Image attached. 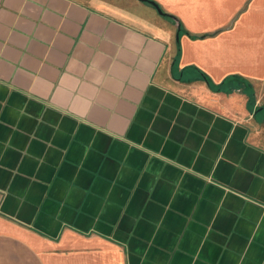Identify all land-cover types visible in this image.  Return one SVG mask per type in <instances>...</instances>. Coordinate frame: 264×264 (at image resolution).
<instances>
[{
	"label": "crops",
	"instance_id": "1",
	"mask_svg": "<svg viewBox=\"0 0 264 264\" xmlns=\"http://www.w3.org/2000/svg\"><path fill=\"white\" fill-rule=\"evenodd\" d=\"M0 0V264H264V0Z\"/></svg>",
	"mask_w": 264,
	"mask_h": 264
},
{
	"label": "water",
	"instance_id": "2",
	"mask_svg": "<svg viewBox=\"0 0 264 264\" xmlns=\"http://www.w3.org/2000/svg\"><path fill=\"white\" fill-rule=\"evenodd\" d=\"M139 1H144V2L151 4L152 6L156 8V10L158 11L160 15H164L163 11L160 9V7L156 3L151 2V1L149 2L148 0H139Z\"/></svg>",
	"mask_w": 264,
	"mask_h": 264
},
{
	"label": "trees",
	"instance_id": "3",
	"mask_svg": "<svg viewBox=\"0 0 264 264\" xmlns=\"http://www.w3.org/2000/svg\"><path fill=\"white\" fill-rule=\"evenodd\" d=\"M149 1V0H148ZM150 2V1H149ZM151 2H153V1H151ZM165 16H168V15H166V14H164Z\"/></svg>",
	"mask_w": 264,
	"mask_h": 264
}]
</instances>
